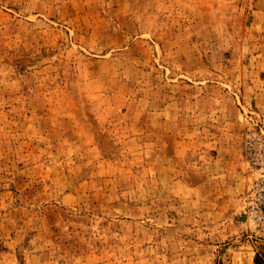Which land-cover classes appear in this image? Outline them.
Instances as JSON below:
<instances>
[{"label": "rangeland", "instance_id": "rangeland-1", "mask_svg": "<svg viewBox=\"0 0 264 264\" xmlns=\"http://www.w3.org/2000/svg\"><path fill=\"white\" fill-rule=\"evenodd\" d=\"M0 264H264V0H0Z\"/></svg>", "mask_w": 264, "mask_h": 264}]
</instances>
